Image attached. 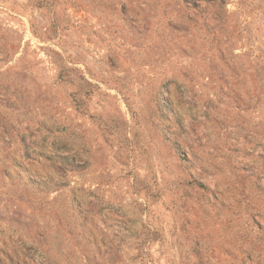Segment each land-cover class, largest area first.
<instances>
[{
    "label": "rangeland",
    "instance_id": "obj_1",
    "mask_svg": "<svg viewBox=\"0 0 264 264\" xmlns=\"http://www.w3.org/2000/svg\"><path fill=\"white\" fill-rule=\"evenodd\" d=\"M0 264H264V0H0Z\"/></svg>",
    "mask_w": 264,
    "mask_h": 264
},
{
    "label": "crops",
    "instance_id": "obj_2",
    "mask_svg": "<svg viewBox=\"0 0 264 264\" xmlns=\"http://www.w3.org/2000/svg\"><path fill=\"white\" fill-rule=\"evenodd\" d=\"M102 207V206H101ZM106 207V206H105ZM106 210H104L105 212L108 211L109 213L106 214V216L102 215L103 217H105L106 219L103 221L102 224H100V226L102 227V229L106 230L108 232V234L110 233L111 235L114 234V232L117 230V224H118V217H121L123 214L118 215L117 212L115 213L113 211V209L109 210V207L105 208ZM125 212V216H128L129 214L126 213V210H124ZM123 215V216H124ZM97 232V231H95Z\"/></svg>",
    "mask_w": 264,
    "mask_h": 264
},
{
    "label": "built area",
    "instance_id": "obj_3",
    "mask_svg": "<svg viewBox=\"0 0 264 264\" xmlns=\"http://www.w3.org/2000/svg\"><path fill=\"white\" fill-rule=\"evenodd\" d=\"M186 156L188 157V154L186 153Z\"/></svg>",
    "mask_w": 264,
    "mask_h": 264
}]
</instances>
